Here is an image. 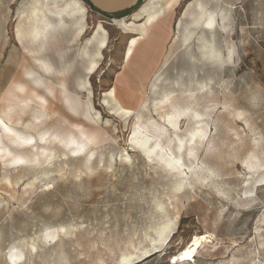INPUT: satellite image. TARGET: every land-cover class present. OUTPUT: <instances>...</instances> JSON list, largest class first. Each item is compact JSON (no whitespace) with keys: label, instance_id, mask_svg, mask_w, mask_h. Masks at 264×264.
I'll return each instance as SVG.
<instances>
[{"label":"rangeland","instance_id":"1","mask_svg":"<svg viewBox=\"0 0 264 264\" xmlns=\"http://www.w3.org/2000/svg\"><path fill=\"white\" fill-rule=\"evenodd\" d=\"M32 1L0 0V116L35 145L21 150L0 135L9 155L24 160L0 157V264H264V2L253 0L237 38L218 25L213 36L200 28L184 46L171 39L178 23H164V34L139 38L126 65L128 43L140 35L129 22L143 24L140 16L108 18L82 0H53L52 25L35 36ZM79 24L86 31L77 36ZM98 24L107 45L85 76L84 47L94 52ZM15 28L27 34V50ZM39 55L48 72L36 64ZM152 61L156 67L144 71ZM29 69L53 95L24 75ZM143 75V101L134 107ZM60 79L79 108L89 105L88 117L60 99ZM21 83L24 91L15 90ZM118 103L132 109L115 110ZM74 142L80 153L70 150ZM169 157L179 162L169 166ZM195 245L191 261L171 263Z\"/></svg>","mask_w":264,"mask_h":264},{"label":"bare ground","instance_id":"2","mask_svg":"<svg viewBox=\"0 0 264 264\" xmlns=\"http://www.w3.org/2000/svg\"><path fill=\"white\" fill-rule=\"evenodd\" d=\"M66 1L67 0H61V2H66ZM47 8L43 9V8L39 7L38 4H36V5L31 7L30 16H31V18H33V22H32V24L30 26V33L31 34H34L35 36H39V34L45 35L48 32V27L51 26L52 23L47 18V14L49 13L47 11ZM54 11H56V10H54ZM144 11H147V18H146V21L143 24H141V23L136 24L135 22H129L135 27V29L137 31H139L140 35H139V37H132L130 39L129 43H128V47H127V49H126V51L124 53L125 54L124 55V62H125L126 65H129L131 63L132 58L134 57V54L136 53V51L138 49L139 38L140 37H141L140 38L141 41H146V40H149L150 37L160 36V35H162V33L164 34L163 27H162L163 24H164L163 20L161 18H158L157 14L155 12L151 11L150 9H148L147 7L144 8ZM58 20H59V24L63 22V18L62 17H59ZM195 25H197V24H195ZM85 26L86 25H83V24H79L78 25V27H77V36L82 35L86 31V27ZM179 26H180V24H178V27ZM19 28H17V29H19ZM99 31L101 32V34L99 35V38L96 40L95 50L93 49L94 52L90 56H89V51L86 48V46L84 47V52L83 53L88 56V62H87V65L84 68L85 69V73H84L85 76H87L88 74L92 73L98 67V61L102 57V50L107 45V32H106V30L101 25H99V27L97 29V33H99ZM174 39H177V37L174 38ZM182 42L187 43V42H189V39L185 38V39H183ZM86 44H88V43H86ZM209 51H210V53H214L215 52V50L212 49V47L210 48ZM43 57H41L39 55V56H36L34 59H35V61H37L36 64H38L39 68H41L45 72H48L51 69V67L48 65V62ZM157 63H158L157 61L148 62L145 65L144 71L147 72V71L153 70L156 67ZM56 73L57 74H62L63 71L60 69V70H57ZM24 75L25 76H32L31 80L35 84L36 87L42 85L44 90L47 91V93H49V94L53 93L51 87L46 85L44 83V81L42 80L41 76L37 72H35L34 70H32V69L25 70L24 71ZM87 82L88 81L86 79L82 78L80 80L79 84L82 87H84ZM121 82L122 81L119 79V77H117L115 83H121ZM145 82H146V76L143 75L142 78H141L140 84L139 85L137 84L138 88L134 90L133 95L131 94L132 98L135 99V102H136L134 107H136V105L140 104L143 101V97H144V91L143 90H144V87H145ZM57 85L59 87V92L61 93V98L60 99L63 102H66L68 104L69 110L72 113L78 114L79 116L88 117V115H89L88 106L89 105L86 104L84 106V108H79V105H80L79 98L76 95L72 94V92H70L67 89V87L64 84L63 79H60L58 81ZM14 89L15 90L17 89L18 91L22 92V91H24L25 86L22 83L21 84H16ZM110 94L112 95L111 100L117 99L115 89H112ZM36 98H37V101H38L39 106L41 108H43V109L48 108V98L46 96L36 93ZM131 109L132 108L124 107L121 103H118L116 108H115V110H122L123 112H126V113L130 112ZM196 116L199 117L198 114H196ZM0 124L2 126V131H1L0 135L1 136L5 135L11 142H14V143L18 142V145H20L21 150H23L24 148L33 149L35 147V145L33 143V141H34L33 137L26 136L22 132H18L16 129H14L10 125H8L1 116H0ZM76 126L79 127L80 124H76ZM82 133H84L83 135H85V132H82ZM44 138H45L44 132H40L38 140H39V142H41V144L44 143V140H45ZM148 141H149V138L144 139V141H143L144 143L143 144H147ZM3 147L0 145V152H1L0 153V157L4 158L5 163H7V164L8 163L20 164V163H22L24 161L21 152H17L15 154L9 155L10 152L6 149V147H4V148ZM82 148L83 147L81 145H79V143H75L74 142V143L71 144V149L70 150L73 153H80L82 151ZM3 149H4V151H2ZM152 150H154V148ZM7 155L11 156L10 159L7 158ZM255 157L256 156L253 153L250 156V158H255ZM165 161H166L167 165L169 164V166H172V165L175 166V164H177L179 162V160H177L175 158H172V157H169L168 159H165ZM246 163H247L246 166L248 168H252L251 161L247 160ZM206 238H207V235H203L201 237V241L203 242ZM196 248H197L196 245L194 247H185L182 250H180L179 253L171 255V260H170L171 263L178 262L180 260L184 261V260H187L189 258H194V253L196 252Z\"/></svg>","mask_w":264,"mask_h":264},{"label":"crops","instance_id":"3","mask_svg":"<svg viewBox=\"0 0 264 264\" xmlns=\"http://www.w3.org/2000/svg\"><path fill=\"white\" fill-rule=\"evenodd\" d=\"M38 1L39 0H33L32 6L38 4L39 7L45 9L47 7L49 8V5L51 3H54L52 2L53 0H42L39 2ZM90 1L100 11L115 12L127 8L131 5H134L138 0ZM260 1L264 2V0ZM252 2L253 0H141V4L131 14V16H140V22L144 23V21H146L145 18H147V11H144V8L147 7L151 11L155 12L157 14V17L161 18L164 23L176 22L180 24L179 27L177 26V31H175V29L172 31L171 39L177 37V39L175 40H180L181 44L186 46L189 44V42H191V39L196 36V33L199 31L200 28H205L209 30L211 36H213L214 32H216L217 30L216 28L218 25H220V34L227 35L232 38V34L234 33L236 34L237 38V33H239L238 24L247 23V18L251 17ZM261 10L264 12V7H262ZM25 16V13L22 12L21 17L23 18ZM51 18L54 19V17ZM202 33L203 32H200V34ZM15 34L16 42H19L18 38H20L22 40V43L19 42V44H21V46L25 50H27L24 44V40L27 34H25L24 36L23 33H21L18 37L16 33V28ZM204 37V34L200 36V38L202 39ZM185 38H188L189 42H182ZM11 84L6 90V95L11 94V91L13 89Z\"/></svg>","mask_w":264,"mask_h":264},{"label":"trees","instance_id":"4","mask_svg":"<svg viewBox=\"0 0 264 264\" xmlns=\"http://www.w3.org/2000/svg\"><path fill=\"white\" fill-rule=\"evenodd\" d=\"M92 11H96L101 13L102 15L108 17V18H121L127 15H130L132 12H134L139 5L141 4V0H138L134 5H131L127 8L115 11V12H103L100 11L97 7H95L90 0H82Z\"/></svg>","mask_w":264,"mask_h":264},{"label":"snow or ice","instance_id":"5","mask_svg":"<svg viewBox=\"0 0 264 264\" xmlns=\"http://www.w3.org/2000/svg\"><path fill=\"white\" fill-rule=\"evenodd\" d=\"M187 255V254H186Z\"/></svg>","mask_w":264,"mask_h":264}]
</instances>
